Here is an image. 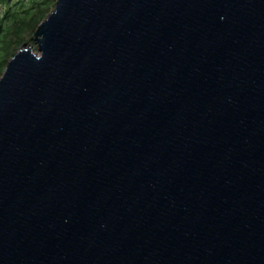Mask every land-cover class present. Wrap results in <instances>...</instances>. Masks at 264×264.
<instances>
[{
	"label": "water",
	"instance_id": "1",
	"mask_svg": "<svg viewBox=\"0 0 264 264\" xmlns=\"http://www.w3.org/2000/svg\"><path fill=\"white\" fill-rule=\"evenodd\" d=\"M0 75V264H264V0H56Z\"/></svg>",
	"mask_w": 264,
	"mask_h": 264
},
{
	"label": "rangeland",
	"instance_id": "2",
	"mask_svg": "<svg viewBox=\"0 0 264 264\" xmlns=\"http://www.w3.org/2000/svg\"><path fill=\"white\" fill-rule=\"evenodd\" d=\"M55 1L0 0V72L19 48L30 46L37 51L34 37L37 22L52 11Z\"/></svg>",
	"mask_w": 264,
	"mask_h": 264
},
{
	"label": "trees",
	"instance_id": "3",
	"mask_svg": "<svg viewBox=\"0 0 264 264\" xmlns=\"http://www.w3.org/2000/svg\"><path fill=\"white\" fill-rule=\"evenodd\" d=\"M50 11V10H49ZM49 11H47V13H46V15L48 14V12ZM46 15H44L43 17H41L39 20H38V22H37V25L46 17ZM1 21H2V19L0 20V29H1ZM13 54V53H12ZM10 58V57H9ZM9 59H7L6 60V62H5V65H6V63H7V61H8ZM5 65H4V67H5ZM4 69V68H3ZM3 69H2V71H3ZM2 71L0 72V75L2 74Z\"/></svg>",
	"mask_w": 264,
	"mask_h": 264
}]
</instances>
